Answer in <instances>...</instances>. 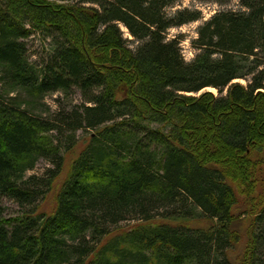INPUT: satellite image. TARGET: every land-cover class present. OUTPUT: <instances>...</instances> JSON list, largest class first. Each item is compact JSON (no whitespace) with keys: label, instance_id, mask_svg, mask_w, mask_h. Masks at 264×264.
<instances>
[{"label":"trees","instance_id":"16d2710c","mask_svg":"<svg viewBox=\"0 0 264 264\" xmlns=\"http://www.w3.org/2000/svg\"><path fill=\"white\" fill-rule=\"evenodd\" d=\"M238 1L199 26L187 61L169 31L203 16L180 0H0V264H235L238 186L264 151V0ZM33 36L49 42L39 61ZM75 91L81 104L35 113ZM41 158L53 168L26 178ZM4 198L23 214L6 218ZM249 212L245 262L264 264V197Z\"/></svg>","mask_w":264,"mask_h":264},{"label":"rangeland","instance_id":"374dc122","mask_svg":"<svg viewBox=\"0 0 264 264\" xmlns=\"http://www.w3.org/2000/svg\"><path fill=\"white\" fill-rule=\"evenodd\" d=\"M195 8L200 11H202L203 18L199 21L183 25L181 27L173 28L169 31V38H175L183 36V39L181 41V48L183 55L187 61H190L194 58V56L197 53V50L193 47L192 42L198 37V28L204 21L209 20L215 13L221 10H235L238 11L241 9L240 3L238 0H232L227 5H219L217 3H200L194 0H180L178 5L172 9L173 11L179 8ZM122 29L125 31V34L127 37H129V34L127 33V29L122 27ZM49 42L43 43L39 37L33 36L28 41V48H29V56L33 60L39 61V57L43 56ZM241 83L246 84L247 81L244 79L239 80ZM203 92H212L215 95H218V91L215 88L208 87L203 90ZM21 94V92H20ZM16 95V93H15ZM22 98H25V100H31L28 96L26 99L25 94H21ZM32 101V100H31ZM34 102V111L36 114L41 115L42 117L50 116L51 114H55L57 111L61 109H70L71 106L76 104L82 103V97L79 91L73 92L70 96H65L61 93H55V94H48L43 99L38 101H32ZM190 123L193 125L192 120ZM196 125V124H194ZM200 126L203 128V130L200 132H204L207 125L200 124ZM195 127V126H194ZM199 127V125H197ZM79 142L77 146L71 151L68 152V154H65L66 156V165L65 169L62 172V175L56 180V182L53 185V189L50 191V193L44 198V200L39 201V209L44 211H51L56 203V198L58 191L60 189V186L65 179V176L67 174V170L70 167L71 163L73 162L74 158L77 157L82 149L85 147L89 134L83 130H79L77 132ZM206 143L211 146L210 150L212 153H218L220 150L223 151V157L226 158V160H229L232 158L234 159L238 164L245 165L243 161L239 159V157H233L230 156L224 148H221L220 145H218L217 138L213 136H208L206 139ZM209 151V149L207 148ZM251 161L255 162L253 163V166H251V163L249 162V167L247 166L245 168V174L247 175L246 178L243 180L241 179V184L238 186V189L243 191L242 198L239 200L240 205L236 209V221L234 224L235 229L240 233L241 236V243L236 245L235 250H232L231 255L233 257L235 264H246V245L248 241V232H249V226H250V219H251V213L249 212L250 208H255L259 201L264 197V151L260 154L251 155L249 157ZM227 166V165H226ZM53 168V164L49 163L46 159L41 158L37 161L35 167L31 170H29L26 173V178L31 176H44L45 173ZM231 170V173L233 170L231 167H229ZM246 182V183H243ZM249 195V196H248ZM262 197V198H261ZM3 205L5 207V216L6 218H13L18 217L23 214V211L21 210L20 206L13 200L4 198L3 199ZM247 212V213H246ZM249 212V213H248ZM133 224V222H124L122 223V226L129 227ZM192 226H198V227H210L214 224L212 220L209 219H200L195 220L190 223Z\"/></svg>","mask_w":264,"mask_h":264}]
</instances>
